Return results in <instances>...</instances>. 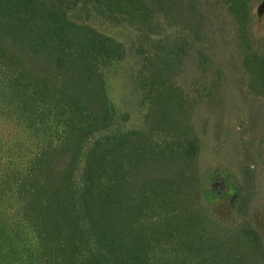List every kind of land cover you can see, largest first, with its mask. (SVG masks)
Segmentation results:
<instances>
[{"label": "trees", "instance_id": "obj_1", "mask_svg": "<svg viewBox=\"0 0 264 264\" xmlns=\"http://www.w3.org/2000/svg\"><path fill=\"white\" fill-rule=\"evenodd\" d=\"M255 1L0 0V264H264V209L203 190L195 125L219 47L264 96ZM147 152L179 168L132 203Z\"/></svg>", "mask_w": 264, "mask_h": 264}, {"label": "rangeland", "instance_id": "obj_2", "mask_svg": "<svg viewBox=\"0 0 264 264\" xmlns=\"http://www.w3.org/2000/svg\"><path fill=\"white\" fill-rule=\"evenodd\" d=\"M251 14L254 39L262 42L264 0H256L252 4ZM216 52L223 54L224 79L219 92L215 89L206 108H200L195 115V125L202 141L197 166L203 181L201 186L212 196L217 193L233 196L238 189L241 190L242 197L237 205L245 215L253 208L264 209V96L249 92L241 68L237 67L236 61L229 59L226 48L219 47ZM132 102V98L126 102L125 108L129 111L132 110ZM132 122L137 123L138 120ZM140 165L130 179L132 197L129 200L132 203L138 202V189L144 180L155 183L157 178L170 177L179 168L177 156L169 161L151 152H147ZM220 178L224 179L221 184ZM225 186L229 187L228 191ZM249 196L252 199L247 204ZM236 248L240 257L247 261L260 254L249 249V242L245 239L237 243Z\"/></svg>", "mask_w": 264, "mask_h": 264}, {"label": "water", "instance_id": "obj_3", "mask_svg": "<svg viewBox=\"0 0 264 264\" xmlns=\"http://www.w3.org/2000/svg\"><path fill=\"white\" fill-rule=\"evenodd\" d=\"M223 181H224V179H223V178H220V183H219V184H221ZM224 189H225L226 191H228V190H229V187H228V186H225Z\"/></svg>", "mask_w": 264, "mask_h": 264}]
</instances>
